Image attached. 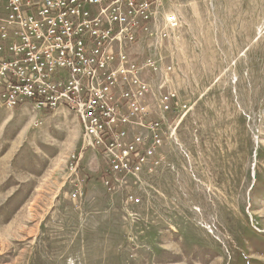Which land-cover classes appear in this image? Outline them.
Masks as SVG:
<instances>
[{
  "label": "rangeland",
  "instance_id": "obj_1",
  "mask_svg": "<svg viewBox=\"0 0 264 264\" xmlns=\"http://www.w3.org/2000/svg\"><path fill=\"white\" fill-rule=\"evenodd\" d=\"M164 6L178 26L141 56L178 103L137 176L106 185L85 150L71 198L76 115L0 102V264H264V0Z\"/></svg>",
  "mask_w": 264,
  "mask_h": 264
},
{
  "label": "built area",
  "instance_id": "obj_2",
  "mask_svg": "<svg viewBox=\"0 0 264 264\" xmlns=\"http://www.w3.org/2000/svg\"><path fill=\"white\" fill-rule=\"evenodd\" d=\"M178 22L164 0H0V102L76 115L71 198L84 194L85 150L100 152L106 185L156 162L178 98L170 89L156 96L153 82L171 66L136 46H160Z\"/></svg>",
  "mask_w": 264,
  "mask_h": 264
},
{
  "label": "crops",
  "instance_id": "obj_3",
  "mask_svg": "<svg viewBox=\"0 0 264 264\" xmlns=\"http://www.w3.org/2000/svg\"><path fill=\"white\" fill-rule=\"evenodd\" d=\"M136 47L140 48V45H137ZM89 151H90L91 155L96 156V153H97L96 151H94V150H89Z\"/></svg>",
  "mask_w": 264,
  "mask_h": 264
}]
</instances>
